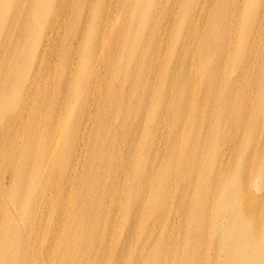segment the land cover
Wrapping results in <instances>:
<instances>
[{
  "label": "bare ground",
  "instance_id": "bare-ground-1",
  "mask_svg": "<svg viewBox=\"0 0 264 264\" xmlns=\"http://www.w3.org/2000/svg\"><path fill=\"white\" fill-rule=\"evenodd\" d=\"M77 2L0 0V264H264V0Z\"/></svg>",
  "mask_w": 264,
  "mask_h": 264
},
{
  "label": "rangeland",
  "instance_id": "rangeland-1",
  "mask_svg": "<svg viewBox=\"0 0 264 264\" xmlns=\"http://www.w3.org/2000/svg\"><path fill=\"white\" fill-rule=\"evenodd\" d=\"M113 2H114V0H112ZM230 0H228V2H229ZM231 1H233L235 4H237L238 2H239V0H231ZM80 3V0H78V2L76 3L77 5ZM235 6V5H234ZM112 13H113V11H112ZM203 17H202V19H200V21H199V25H201V23L203 22V18H204V16L205 15H202ZM252 27H254V24H251V26H250V30H251V32H252ZM239 36V35H238ZM78 37V36H77ZM76 38V37H75ZM238 39V38H237ZM71 43L73 44V39H71ZM178 43H179V39H178V41H174V43H171V45L169 46V55H170V57L171 58H173V59H175V57H176V50H177V46H178ZM237 43H238V41H237ZM226 44L229 46V48H230V46H231V48L233 47V48H235V46H236V42H235V40L233 39V34L231 35V38L229 39V40H227L226 41ZM221 46H222V48L223 49H225V43L224 42H222L221 44H220ZM234 55H236V53L234 54ZM188 60H189V62H191L192 64H191V67L189 68V72H190V74L194 77V78H196V82H197V77H198V71H199V68H196L195 67V65H194V63H193V59H189L188 58ZM162 90H163V88H162ZM175 91L176 90H173L171 93H172V95L174 96V93H175ZM163 95H164V91H163ZM252 97L254 98L255 97V95H254V93H252ZM164 107H165V109H164V111H165V113H164V117L165 116H169V114H170V111H171V109H172V107H173V104H169V105H166L165 103H164ZM202 107V105H199L198 106V108H201ZM204 109H207V105H204ZM154 112V111H153ZM191 118H194V115H191L190 117H189V119H191ZM182 119H185V113H183L182 114ZM164 122H165V119L163 118V125H161V126H157L156 124H155V126H154V133H153V137H152V139L149 141V143L147 144V146L148 147H150L152 144H154V143H156L157 142V140H158V138H159V134L160 133H166L167 135H168V137H169V142H170V137H171V135H170V133H169V129H168V127H166L165 125H164ZM167 135H165V140L167 139ZM200 136V135H199ZM260 142H261V140H260ZM120 147V153L122 152L123 154H124V147H122V146H119ZM7 174H3V177H2V181H4V182H6V180H7Z\"/></svg>",
  "mask_w": 264,
  "mask_h": 264
}]
</instances>
